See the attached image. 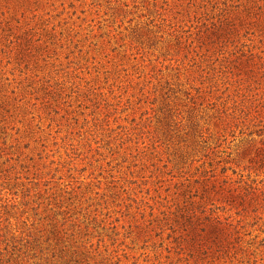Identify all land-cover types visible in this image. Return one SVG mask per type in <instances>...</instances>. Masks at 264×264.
Masks as SVG:
<instances>
[{
    "label": "rangeland",
    "instance_id": "obj_1",
    "mask_svg": "<svg viewBox=\"0 0 264 264\" xmlns=\"http://www.w3.org/2000/svg\"><path fill=\"white\" fill-rule=\"evenodd\" d=\"M0 264H264V0H0Z\"/></svg>",
    "mask_w": 264,
    "mask_h": 264
}]
</instances>
